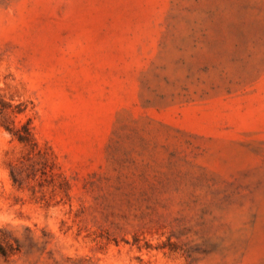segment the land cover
<instances>
[{
    "label": "rangeland",
    "instance_id": "1",
    "mask_svg": "<svg viewBox=\"0 0 264 264\" xmlns=\"http://www.w3.org/2000/svg\"><path fill=\"white\" fill-rule=\"evenodd\" d=\"M0 247L264 264V0H0Z\"/></svg>",
    "mask_w": 264,
    "mask_h": 264
},
{
    "label": "trees",
    "instance_id": "2",
    "mask_svg": "<svg viewBox=\"0 0 264 264\" xmlns=\"http://www.w3.org/2000/svg\"><path fill=\"white\" fill-rule=\"evenodd\" d=\"M22 129H23V133H21V132L16 133L18 140L24 144L33 143V136H32V132H31V129L29 128V126L23 125ZM0 251H1V253H4L3 249L1 247H0Z\"/></svg>",
    "mask_w": 264,
    "mask_h": 264
}]
</instances>
